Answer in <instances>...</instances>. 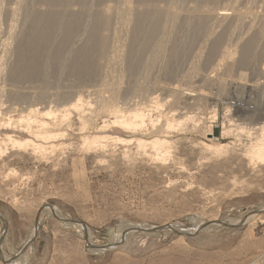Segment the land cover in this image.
Here are the masks:
<instances>
[{
    "label": "rangeland",
    "instance_id": "374dc122",
    "mask_svg": "<svg viewBox=\"0 0 264 264\" xmlns=\"http://www.w3.org/2000/svg\"><path fill=\"white\" fill-rule=\"evenodd\" d=\"M13 1L1 0L3 3L0 6L13 5ZM220 1L216 4L218 7L227 5L230 0ZM238 3L241 9L250 7L259 11L258 14L264 11V0H238ZM252 19L259 21V17L254 14H244L235 26L207 22L196 34L195 42L187 50L188 55L177 67L174 77L161 79L164 83L193 89L191 94L202 93V96L182 97L176 102L178 134L182 137L186 135V140L183 139L178 149L173 151L179 154L177 159H171L172 162L169 159L167 164L160 165L147 160L142 154H138L134 143L127 147L130 153L127 158L121 157L120 151L124 149L121 146L114 148V151L110 150L106 156L93 150H78L83 134L105 133L126 137L127 133L114 124L99 128L104 119L101 117L83 125L73 112L65 120L69 126L56 127L64 130L65 136L55 143H62L64 146L51 154L35 158L27 152L18 154L7 145V151L0 156V215L6 221L0 220V233L4 228V236L0 237V252L4 262V256L11 259L20 251V246L32 231L40 210L37 235L27 246L21 264H262L264 164L252 165L243 155V148L251 141L245 133H238L237 126L252 125L264 120V91H261L264 89L259 90L255 86L251 90L249 85L255 82L261 84L264 80V73L255 71L256 66L264 65V38L255 48L257 54L252 63L246 69H240L245 73L244 77H238V69H235L238 71L236 73L233 70L231 76H223L225 93L218 91L215 77L221 76L220 66L216 65L217 55L214 56L212 47L215 37L220 39L222 46L230 45L229 48L234 47V43L250 38L257 29L253 27L259 24L254 23L251 31L248 30ZM0 27L3 29L4 25ZM3 36L1 30L0 41ZM201 50L202 56L213 57L205 66L206 73L214 76L211 82H180L182 72L198 58ZM238 56L239 54L236 57ZM113 72L116 73V70ZM96 76L98 78L94 77L91 79L94 81L89 82L75 80L69 75L57 77L53 74L44 82L31 80L29 83L19 84L20 92L25 94L23 97H1L4 98L1 105L4 113L0 115L5 122H9L7 126H0L1 136L8 133L25 137V131L19 128V122L30 108L51 105L62 109L69 103H74L79 95L85 100L89 97V100L96 101H90L93 106L113 103L97 101L96 92L99 91L98 88L101 90L104 87L102 84L107 78H101L102 81L99 75ZM240 81L247 83L241 89L238 84ZM0 87L4 88L3 80H0ZM65 88L71 91L68 97L57 99L53 95L57 89L60 91ZM38 90L47 91V96L37 99L34 93ZM149 94V90L137 97L123 93L112 101L122 108L142 107L153 119L157 116V105ZM103 95L107 96L108 93ZM171 97L169 92L161 94L160 103L163 106L160 108L166 107ZM136 101L139 103L136 104ZM228 105L230 114L227 113L231 119L224 123L228 135L223 137L221 123ZM212 109L216 112L215 120H209ZM55 114L50 117L59 120V112ZM11 119L14 122L17 120L16 124L13 122L14 127L11 126ZM194 124L200 129L210 128L216 141L228 143L227 150L219 154L208 153L202 147L197 148L191 141H187L188 138L204 140L199 128L193 131ZM48 205L57 208L66 220L81 221L85 229L75 226V223L65 224L54 213L43 211ZM255 211L257 218L254 220L237 226L203 228L190 236L168 229H133L136 226L152 228L171 223L192 226L197 218L205 221L244 219ZM130 224L135 226L129 228ZM89 241L98 247H89ZM108 245L113 248L104 250L100 247ZM16 256L14 259L19 254ZM0 264L5 263L0 259Z\"/></svg>",
    "mask_w": 264,
    "mask_h": 264
},
{
    "label": "bare ground",
    "instance_id": "6f19581e",
    "mask_svg": "<svg viewBox=\"0 0 264 264\" xmlns=\"http://www.w3.org/2000/svg\"><path fill=\"white\" fill-rule=\"evenodd\" d=\"M218 1L221 2L220 0H14L13 5L3 4V7L1 6L5 1L0 2V26L4 25L3 29L0 27V32L2 30L4 35L0 41V80L4 83V88L0 87V114L4 111L1 109L4 98L1 97L20 99L25 94L20 92L19 84L29 83L31 80L44 82L49 75L53 74L57 77L69 75L75 80L83 79L91 82L94 81L91 79L97 77L96 75L100 76L99 79L105 77L106 80L101 79L104 87L101 90L98 88L99 91L96 92L97 101L113 102L93 106L91 104L96 101L91 99L93 101L91 103L88 96H85V98L88 97V100H85L82 95H79L74 103H69L62 109L51 105L30 108L26 115L21 116L23 120L19 122L20 130L26 132H23L25 137L8 133L1 136L0 132V156L7 151V145L15 149L18 154L27 152L35 158L44 157L55 149L63 147L64 144L55 143V141L64 137L65 131L56 127L69 126L65 120L73 112L83 125L87 121L92 122L101 117L104 119L99 128L114 124L127 133L126 137L105 133L83 134L80 139L82 145L80 144L78 150H93L101 156H106L110 150L114 151V148L121 146L124 149L120 151V155L122 158H127L130 154L127 147L134 143L138 154H142L147 160L160 165L167 164L169 159L172 162L171 159L174 160L179 154L173 151L177 150L179 144L186 138V135L182 137L178 134L176 102L182 97L202 96V93L191 94L193 89L164 83L161 79L174 77L177 67L188 55L187 50L195 42L196 34L207 25V22L235 26L242 15L254 14L255 17H259V21L255 22V19H252L253 22L249 23V29H247H252L254 23L257 25L256 23L259 22V24L258 27H253L257 29L250 38L247 35L248 39L243 41L240 37L239 39L243 42L234 43L235 46H231L232 48H229L230 45L227 44L222 46L217 37L213 40V54L218 56V58L216 56L217 64H215L220 66L221 75L215 77L219 87L217 90L225 93L223 76H231L232 71L238 69L240 72L238 77L240 79L244 77L245 73H242L240 69L247 68L252 63L257 54L255 48L264 38V11L258 14L259 11L252 10L250 7L242 8L244 9L242 10L238 7V0L227 1V5L218 7L216 5ZM202 50L201 54L198 53V58L195 55L197 59L189 63L187 69L182 72L180 82L189 83L196 80L203 83L211 82L214 76L206 73L205 66L213 57L202 56ZM237 54H239L238 57H236ZM256 67L257 73H264V65ZM112 69L116 70V73ZM236 72L238 71L235 70ZM238 84L241 89L247 83L240 81ZM249 85L251 90L255 86L261 90L264 89V80L261 84L255 82ZM58 89L53 93L57 99H64L71 93L69 88L60 91ZM147 90L150 91L149 97L151 96L150 98L157 105V116L153 119L142 107L122 108L112 101L119 94L130 93L132 97H137ZM105 92L108 93L107 96L103 95ZM167 92L171 93L172 99L168 100L166 107L160 108L163 106L160 103L162 100L160 95ZM47 94V91L38 90L34 93V97L43 99ZM138 103L139 101H136V104ZM83 106L84 108H80ZM229 110L228 105L221 123L223 137L228 135L224 123L231 119L228 116ZM55 112H59V120L50 117L52 114L56 115ZM210 113L209 120H215L217 117L215 109H212ZM2 115H0V126L4 127L9 122H5ZM9 119L6 121H10ZM13 122L12 120L13 125L10 124L14 127L15 122ZM193 126V131L199 128L195 124ZM237 127L238 133H245L251 141L243 148V155L252 165L264 164V120ZM200 130L204 140L195 141L188 138L187 141H191L197 148L202 147V150L208 153L219 154L227 150L228 143L216 141L210 128ZM43 211L54 213L65 224L75 223V226L85 229L84 224L67 222L57 208L49 206ZM256 214L257 211L251 212L244 219L230 218V220L205 221L197 218L192 226L186 227L177 223L170 225L184 235L201 227L215 229L222 226L221 223L243 224L245 221L256 219ZM128 226L133 228L135 224ZM33 232L34 227L16 255L19 252L24 253L19 254L17 259L4 256L5 264H21ZM89 247L97 248L98 246L90 242ZM261 259L263 263L264 254Z\"/></svg>",
    "mask_w": 264,
    "mask_h": 264
},
{
    "label": "water",
    "instance_id": "95a60500",
    "mask_svg": "<svg viewBox=\"0 0 264 264\" xmlns=\"http://www.w3.org/2000/svg\"><path fill=\"white\" fill-rule=\"evenodd\" d=\"M48 206H50V205H48ZM39 212H40V210H39ZM39 212H38V216H39ZM38 216L36 217V221H35V224H34V232H33V237H32V239L31 240H33V238H35V236L37 235L36 234V232H37V229H38V222H39V219H38ZM0 220H4L3 218H2V216L0 215ZM5 221V220H4ZM67 222H76V223H81L82 224V222L81 221H79V220H77V219H68V220H66ZM222 224V226H225V227H230V226H237V225H234V224H227V223H221ZM241 224V223H240ZM239 224V225H240ZM83 225V224H82ZM160 229H168V230H173V231H175V232H177V233H179V234H183L180 230H177V229H175L172 225H163V226H157V227H152V228H145V227H140V226H137L136 228H134V230H147V231H157V230H160ZM201 229H202V227L200 228V229H198V230H195L194 232H186V234L184 233V235L186 236H190V235H194V234H197L198 232H200L201 231ZM85 235H86V232H85ZM4 236V228H3V230H2V232L0 233V237L2 238ZM87 239V238H86ZM100 247H103L105 250H108V249H110V248H113V246H100ZM0 251H1V249H0ZM21 253H24V252H19V254H21ZM17 256L15 255L14 256V258H16ZM13 258V259H14ZM0 259H1V261L3 262V263H5L4 262V260H3V255H2V253L0 252Z\"/></svg>",
    "mask_w": 264,
    "mask_h": 264
},
{
    "label": "crops",
    "instance_id": "0c3cea01",
    "mask_svg": "<svg viewBox=\"0 0 264 264\" xmlns=\"http://www.w3.org/2000/svg\"><path fill=\"white\" fill-rule=\"evenodd\" d=\"M262 264H264V262Z\"/></svg>",
    "mask_w": 264,
    "mask_h": 264
}]
</instances>
